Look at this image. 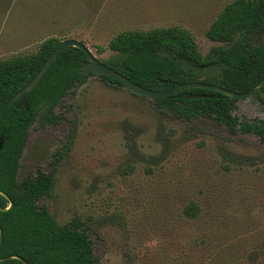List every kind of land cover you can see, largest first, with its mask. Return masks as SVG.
Wrapping results in <instances>:
<instances>
[{"label":"rangeland","instance_id":"1","mask_svg":"<svg viewBox=\"0 0 264 264\" xmlns=\"http://www.w3.org/2000/svg\"><path fill=\"white\" fill-rule=\"evenodd\" d=\"M233 1L15 0L0 12V60L59 38L106 62L117 34L169 27L188 30L205 57L221 45L206 33ZM55 114L57 124L30 130L19 180L55 168L51 196L38 204L61 225L83 222L99 264H264V142L177 119L98 76ZM233 115L262 120L263 105L241 100ZM190 202L195 219L184 214Z\"/></svg>","mask_w":264,"mask_h":264},{"label":"trees","instance_id":"2","mask_svg":"<svg viewBox=\"0 0 264 264\" xmlns=\"http://www.w3.org/2000/svg\"><path fill=\"white\" fill-rule=\"evenodd\" d=\"M14 2L0 0V12L7 11ZM206 36L221 45L212 48L204 57L192 34L181 27L123 31L110 41L109 48L114 55L103 63L141 87L154 91L203 82L235 93H248L263 81L264 0L229 3ZM61 43L59 38H49L35 54L0 60V109L39 74ZM87 60L80 49H66L30 96L29 110L17 107L16 102L0 117V139L3 138L0 192L6 195L0 194L3 233L0 259L17 256L24 260L12 258L0 264H99L83 222L74 219L68 225H61L46 206L38 204L51 196L55 168L50 174L38 170L35 175L19 180L30 130L36 122L42 126L59 122L55 108L93 76L83 73L82 67ZM209 70L216 72L205 76ZM98 78L122 88L120 83L106 76ZM189 94L201 97L187 99ZM263 95L264 88L255 97L264 106ZM154 101L159 110L177 119L187 122L209 119L232 135H254L264 142V120L240 121L233 115L238 101L221 93L192 89ZM64 153L54 157L59 159ZM184 214L191 219L197 218L200 214L198 204L190 202Z\"/></svg>","mask_w":264,"mask_h":264},{"label":"water","instance_id":"3","mask_svg":"<svg viewBox=\"0 0 264 264\" xmlns=\"http://www.w3.org/2000/svg\"><path fill=\"white\" fill-rule=\"evenodd\" d=\"M75 47L83 51L86 56L88 57V60L83 64L82 70L85 75H93V76H106L110 78L111 80H114L121 84L122 88L127 90L128 92L135 94L137 96L147 97L151 99H160L165 98L168 96L177 95L179 93L192 90V89H205L210 91H215L218 93H221L225 96H227L231 100L241 101L246 100L252 97H255L263 88H264V79L263 81L256 86L253 90L249 91L248 93H235L230 90H227L223 87H220L218 85L213 84H207L203 82H193V83H186L184 85H181L179 87L167 90V91H154L149 90L141 87L140 85L136 84L135 82L131 81L121 73L115 71L111 67L107 66L105 63L101 62L99 59H97L93 53L87 48V46L74 39H69L66 41H63L61 45L58 47V49L53 53V55L50 57V59L47 61L43 69L39 72V74L29 83L27 84L22 90H20L17 94H15L11 99L7 101V103L0 109V117L16 102H18L17 107H21L26 109V111L29 110V99L34 90L39 86V84L42 82L48 71L51 69L55 61L59 58V56L68 48ZM201 96L196 94H189L186 96L187 99H196L200 98ZM3 147V138L0 139V151ZM1 195L6 196L4 193L0 192ZM12 207V203L10 204V207ZM8 208V209H9ZM3 241V233L0 228V248ZM20 259L21 261H24L23 259L13 256L8 257L4 259H0L1 261H5L8 259Z\"/></svg>","mask_w":264,"mask_h":264},{"label":"flooded vegetation","instance_id":"4","mask_svg":"<svg viewBox=\"0 0 264 264\" xmlns=\"http://www.w3.org/2000/svg\"><path fill=\"white\" fill-rule=\"evenodd\" d=\"M261 91H262V90H261ZM261 91H260V92H261ZM260 92H259V93H260ZM263 96H264V95H263ZM258 101H259V100H258ZM259 102H260V101H259ZM260 103H261V102H260ZM261 104H262V103H261ZM263 109H264V106H263ZM262 120H264V119H262Z\"/></svg>","mask_w":264,"mask_h":264}]
</instances>
